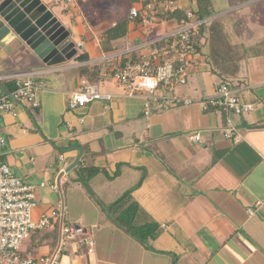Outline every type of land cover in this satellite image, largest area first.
<instances>
[{"label":"crops","instance_id":"crops-1","mask_svg":"<svg viewBox=\"0 0 264 264\" xmlns=\"http://www.w3.org/2000/svg\"><path fill=\"white\" fill-rule=\"evenodd\" d=\"M176 1L186 9L191 5L189 0ZM40 2L68 35L50 58L35 53L23 41L17 48L0 47V93L2 83L10 81L7 76L34 72L39 102L35 109L19 103L12 113L0 111L4 138L0 155L15 175L35 186L34 218L54 209L62 212L64 223L79 224L93 236V252L70 244L61 264H264L261 42L254 43L255 51L247 54L246 47H251L243 43L240 47L232 43L234 37L230 39L229 32L233 36L235 30L225 22L229 9L215 10L209 20L215 19L213 24L222 34L209 43V49L202 45L191 62L186 84L175 87V92L193 98L213 95L222 81L242 87L244 98L256 107L231 115L239 134L234 140L223 135L225 113L221 110L168 100L151 102L146 112L145 93L129 96L109 76L91 80L81 73L82 67H99L105 57H109L106 65L112 67L118 58L115 54L163 36L177 26L174 21L153 20L146 29L131 31L124 49L106 53L99 34L107 27H82L61 11L55 12L47 0ZM68 42L74 47L61 54L60 48ZM142 52L135 50L132 57ZM248 58L249 63L244 61ZM83 79L97 82L100 91L111 96L70 110L67 99ZM195 133L200 134L199 141L190 139ZM80 152L78 163L68 170ZM90 168L98 171L86 181L84 170ZM84 186L103 203H113L134 188V200L160 226L157 237L146 241L150 248L106 217L101 205L88 198ZM69 198L81 208L73 217L66 212L74 209ZM60 223L58 218L50 228L55 239ZM105 239L111 244L110 254L105 252ZM53 245L38 249L48 253Z\"/></svg>","mask_w":264,"mask_h":264},{"label":"built area","instance_id":"built-area-1","mask_svg":"<svg viewBox=\"0 0 264 264\" xmlns=\"http://www.w3.org/2000/svg\"><path fill=\"white\" fill-rule=\"evenodd\" d=\"M56 3L71 5L74 0H54ZM164 11H173L178 5L176 0H166L161 3ZM152 10L151 6H148ZM129 18L134 21L139 12L136 6L129 8ZM185 18L177 26L159 38L149 41L142 40L136 47L120 52L112 67L106 65L102 58L98 62L99 75L109 76L120 84L127 95L145 93L144 107L146 112L151 102L170 100L176 105L199 103L204 110H221L225 113L223 135L226 138L238 139V129L231 115H242L252 112L256 103L246 100L243 88L222 81L217 85L213 95L193 98L175 92V87L186 84L192 58L197 53L194 36L198 34L199 25L206 19L194 17L193 10H185ZM153 19L144 14L141 16V26L147 28ZM165 41L160 47L159 42ZM143 50L132 57L135 50ZM34 72L17 73L7 76L13 81L11 91L0 93V111L14 112L16 104H26L35 109L39 106L36 98L38 88L33 76ZM162 90V91H159ZM109 93H102L97 82L83 79L77 90L67 99V107L74 110L84 107L89 101L110 98ZM192 141H199L201 136L195 133L189 136ZM4 138L0 134V149ZM63 154L60 155L62 158ZM41 185H44L42 183ZM36 205L35 186L23 181L15 175L8 164L3 162L0 155V264H61V258L70 244L85 247L87 253L94 251V238L79 224H67L62 221V212L52 209L34 218L32 212ZM251 213V211H249ZM60 218V228L48 253L33 254L31 251H21L23 242L31 233L54 226Z\"/></svg>","mask_w":264,"mask_h":264},{"label":"trees","instance_id":"trees-1","mask_svg":"<svg viewBox=\"0 0 264 264\" xmlns=\"http://www.w3.org/2000/svg\"><path fill=\"white\" fill-rule=\"evenodd\" d=\"M131 6H136L139 12V16L132 21L129 18V8L127 15H124L117 19L113 24L102 30L99 34V44L101 49L106 52H115L125 48L126 40L131 31L142 27L141 26V16L148 14L154 22H160L161 20L165 21H174L176 24L185 18L186 7H177L173 11H164L161 7V3L166 0H130ZM191 5L189 8L193 10V15L196 19L203 20L198 27V34L195 35L194 42L197 48V51H200L202 45H205L209 49V43L212 44L216 39L218 33L219 36L222 34V29L214 25L213 21L215 19H210L216 11L213 6V0H189ZM152 7V10L148 8ZM133 23V28L130 29V25ZM220 30V31H219ZM160 47L165 45V41L159 42ZM196 55L193 56L192 60ZM209 56V50L208 54ZM92 69L89 70L88 67H82L81 73H86L91 80H97L99 75V67L93 65ZM3 91H11L14 88L13 81H5L1 85ZM84 170L88 175L94 174L98 171L96 168H90ZM83 171L80 173L82 176ZM88 172V173H87ZM90 173V174H89ZM141 181L134 186L138 187ZM130 188L120 195V197L115 200L110 205L104 207L100 201H97L101 205V209L105 215L119 228L127 232L131 236H134L140 243L150 248V245L146 242L150 239H155L159 234V224L156 223L151 216L145 212L140 205L134 200L132 196V190ZM31 239L28 245H25L24 248L21 247V251H30L32 248H39L44 244H52L55 239V231L53 229H44L40 231H35L31 233L28 239ZM84 248L86 251V248ZM173 264L175 262L173 261Z\"/></svg>","mask_w":264,"mask_h":264},{"label":"rangeland","instance_id":"rangeland-1","mask_svg":"<svg viewBox=\"0 0 264 264\" xmlns=\"http://www.w3.org/2000/svg\"><path fill=\"white\" fill-rule=\"evenodd\" d=\"M47 2L53 4L52 7L55 12L61 11V13L66 15L69 20L73 19L78 25L91 28L98 25L99 27L110 26L113 20L115 21L120 17L127 15L128 8L131 4L130 0H74V3L71 5L56 3L54 0H47ZM213 6L216 10L229 9L225 12L227 15H225L224 18L226 19L225 22L227 21V24L230 23L232 26L231 28L229 26V28L235 30L233 36H231L232 31L229 32L230 39H233L232 37H234L232 43L235 44L236 42L240 47V44L242 43L251 47H246V53L250 55L253 53L251 50H254L253 45L257 41H260V46L264 47V38L261 40V36L264 37V0H213ZM133 25L134 24L131 23L132 28ZM249 59L250 58L247 60L244 59V61L249 63ZM55 153H57V150H55ZM84 176L87 178L86 181L90 180L88 174H84ZM82 184L84 185V182H82ZM85 188L89 193L88 198H90V200L92 199L93 202L95 201V204H98V197L96 198L92 190H90V187ZM68 201H70L71 206H73L74 209L70 210L69 208L66 212L73 217L81 208L72 202V199L69 198ZM105 203L110 205L111 201L104 203L101 202L104 207L107 206ZM98 205L100 206V204ZM87 216L89 217V215ZM84 223L86 224V222H83L82 225H84ZM87 229H90V227ZM30 240V238L26 239L22 244V248H24L25 245H28L29 242H31ZM103 242L107 244L105 252L110 254L111 244L110 246L108 245L109 241L107 242V239ZM53 243H55V241ZM121 250H123V248ZM30 251L33 254H40L38 248H32ZM23 252L25 253L26 251L23 250ZM119 260H121V257Z\"/></svg>","mask_w":264,"mask_h":264},{"label":"water","instance_id":"water-1","mask_svg":"<svg viewBox=\"0 0 264 264\" xmlns=\"http://www.w3.org/2000/svg\"><path fill=\"white\" fill-rule=\"evenodd\" d=\"M68 32L60 23L50 19L46 6L40 0H2L0 2V47L17 48L21 42L43 57H52L58 53L55 46L67 37ZM12 42V44H10ZM74 43L68 42L60 48L64 54ZM81 151L80 147H77ZM81 155L75 158L68 170L73 168Z\"/></svg>","mask_w":264,"mask_h":264}]
</instances>
